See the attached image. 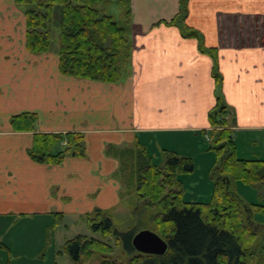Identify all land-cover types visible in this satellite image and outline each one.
I'll list each match as a JSON object with an SVG mask.
<instances>
[{
  "label": "crops",
  "instance_id": "0c3cea01",
  "mask_svg": "<svg viewBox=\"0 0 264 264\" xmlns=\"http://www.w3.org/2000/svg\"><path fill=\"white\" fill-rule=\"evenodd\" d=\"M180 8L181 0H132L133 73L104 83L63 74L56 51H28L24 6L0 0V223L118 207L119 162L106 153L109 145L210 135L218 89L213 60L197 38L159 24ZM186 21L218 50L233 139L264 131V0H191ZM24 112L39 115L37 132L83 133L87 156L61 165L32 160L34 132L11 124Z\"/></svg>",
  "mask_w": 264,
  "mask_h": 264
},
{
  "label": "trees",
  "instance_id": "16d2710c",
  "mask_svg": "<svg viewBox=\"0 0 264 264\" xmlns=\"http://www.w3.org/2000/svg\"><path fill=\"white\" fill-rule=\"evenodd\" d=\"M14 1L23 5L26 11L27 50L34 54L56 51L63 74L104 83H118L132 75V0ZM187 2L181 0L180 12L171 21L159 24L178 26L184 37L197 38L199 50L213 60V77L218 89L217 104L209 112L213 127L210 135L221 159L215 168L216 182L211 200H184L185 188L180 173L194 171L192 158L166 151V160L161 165L141 142L109 145L107 154L119 162L115 175L121 184L134 187L138 201L154 210L151 218L154 231L168 242L169 248L163 255L138 252L132 244L134 235L141 230L138 223L125 231L119 230L109 211L96 208L82 216L91 231L99 234H79L66 240L64 251H59L67 253L75 264L121 251L132 256L130 264L264 262V228L258 227L252 217L253 210L248 207L245 210L244 201L230 186L238 179L250 184H264V159L236 156L228 119L231 110L220 90L223 74L218 50L207 47L202 34L185 23L189 11ZM107 4L123 9L122 22L111 12L100 9ZM55 17L59 23V42L53 48ZM38 122L36 112H24L11 118L15 131L34 132L33 144L28 150L32 160L61 165L70 156H87L83 133L37 132ZM57 216L65 218L63 213Z\"/></svg>",
  "mask_w": 264,
  "mask_h": 264
},
{
  "label": "rangeland",
  "instance_id": "374dc122",
  "mask_svg": "<svg viewBox=\"0 0 264 264\" xmlns=\"http://www.w3.org/2000/svg\"><path fill=\"white\" fill-rule=\"evenodd\" d=\"M187 4L189 9L191 0H188ZM111 5L107 4L100 9L105 13L111 12L118 21L122 22L123 9ZM185 23L188 24L186 20ZM54 24L53 48L57 47L59 42V23L56 22V17ZM234 140L238 158L264 159V131L257 134L243 133ZM147 147L156 163L161 165L166 160V151L192 158L195 164L194 171L180 173L185 188L184 200L197 202L211 200L216 182L215 168L221 159L218 150L214 148L211 135L204 132H198L194 138L168 135L162 139L150 141ZM114 177L119 180L115 174ZM230 186L244 201L245 210L248 208L253 210L252 217L258 227L264 228V184H250L238 179L233 180ZM121 195L120 206L110 209L100 208L112 214L116 227L125 231L138 223L141 230H154V223L151 220L154 210L145 206L144 202L138 201L134 187L122 183ZM79 234L97 236L99 233L91 231L83 216H68L63 219L58 218L57 215L50 218L34 217V215L19 219L5 218L0 223V250L3 252L0 255L2 256L0 264H75L67 253L59 251H64L63 245L66 240L73 239ZM131 258V255L121 251L105 258L94 257L83 260L78 264H130ZM105 261L108 262L105 263Z\"/></svg>",
  "mask_w": 264,
  "mask_h": 264
},
{
  "label": "water",
  "instance_id": "95a60500",
  "mask_svg": "<svg viewBox=\"0 0 264 264\" xmlns=\"http://www.w3.org/2000/svg\"><path fill=\"white\" fill-rule=\"evenodd\" d=\"M132 244L138 252L152 255H163L169 248L168 242L151 229L138 231L132 239Z\"/></svg>",
  "mask_w": 264,
  "mask_h": 264
},
{
  "label": "flooded vegetation",
  "instance_id": "af4514ba",
  "mask_svg": "<svg viewBox=\"0 0 264 264\" xmlns=\"http://www.w3.org/2000/svg\"><path fill=\"white\" fill-rule=\"evenodd\" d=\"M96 264V263H95Z\"/></svg>",
  "mask_w": 264,
  "mask_h": 264
}]
</instances>
